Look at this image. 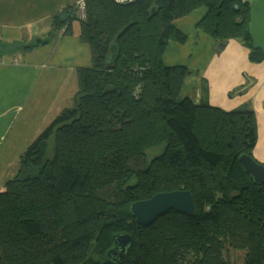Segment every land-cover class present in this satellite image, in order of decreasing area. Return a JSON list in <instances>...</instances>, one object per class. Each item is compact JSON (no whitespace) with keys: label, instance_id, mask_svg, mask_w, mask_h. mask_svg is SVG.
<instances>
[{"label":"trees","instance_id":"obj_1","mask_svg":"<svg viewBox=\"0 0 264 264\" xmlns=\"http://www.w3.org/2000/svg\"><path fill=\"white\" fill-rule=\"evenodd\" d=\"M251 1L81 0L51 16L47 39L14 45L29 52L77 23L91 66L0 192V264H264V184L239 163L253 158L254 112L194 104L182 89L199 73L162 59L168 42L186 41L175 21L199 11L215 47L237 41L261 63ZM173 191L191 193L192 216L136 223L130 205ZM122 234L131 243L117 262L107 252Z\"/></svg>","mask_w":264,"mask_h":264},{"label":"crops","instance_id":"obj_2","mask_svg":"<svg viewBox=\"0 0 264 264\" xmlns=\"http://www.w3.org/2000/svg\"><path fill=\"white\" fill-rule=\"evenodd\" d=\"M79 1L0 0V192L40 131L73 106L79 74L91 66L90 49L80 41L77 23L69 36L49 39L29 52L14 45L32 46L47 39L51 16ZM200 17L196 11L175 21L186 41L168 42L163 63L199 73L183 86L190 82V91L182 96L194 104L206 101L223 111L248 107L254 112L257 141L252 156L264 165V60L251 63L248 49L237 41L215 47L196 28ZM201 79L206 82L205 95Z\"/></svg>","mask_w":264,"mask_h":264},{"label":"water","instance_id":"obj_3","mask_svg":"<svg viewBox=\"0 0 264 264\" xmlns=\"http://www.w3.org/2000/svg\"><path fill=\"white\" fill-rule=\"evenodd\" d=\"M248 35L252 49L264 54V0H252L250 3ZM239 163L255 184H264V165L246 155L240 156ZM169 211L192 216L195 213V205L191 193L189 191L159 193L129 207L130 214L142 227L150 225ZM113 241V247L107 252V256L118 262L123 259L131 243V237L127 234L116 235Z\"/></svg>","mask_w":264,"mask_h":264},{"label":"rangeland","instance_id":"obj_4","mask_svg":"<svg viewBox=\"0 0 264 264\" xmlns=\"http://www.w3.org/2000/svg\"><path fill=\"white\" fill-rule=\"evenodd\" d=\"M248 24H249V22H248ZM189 83L190 82H188L187 84L188 85H186V87L183 89V92H182V94L183 93H185V92H189L190 91V85H189ZM155 153H157V152H155ZM239 256H240V254H239ZM238 257V254L237 255H235L233 252H230V258H231V261H233L235 258H237Z\"/></svg>","mask_w":264,"mask_h":264},{"label":"built area","instance_id":"obj_5","mask_svg":"<svg viewBox=\"0 0 264 264\" xmlns=\"http://www.w3.org/2000/svg\"><path fill=\"white\" fill-rule=\"evenodd\" d=\"M114 2H117V3H128V2H131L133 0H112ZM242 1H245V0H242Z\"/></svg>","mask_w":264,"mask_h":264}]
</instances>
